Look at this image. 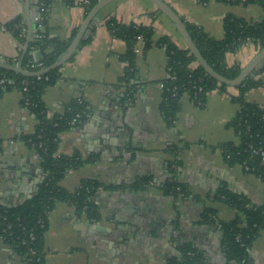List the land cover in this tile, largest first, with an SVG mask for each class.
I'll use <instances>...</instances> for the list:
<instances>
[{
    "label": "crops",
    "instance_id": "crops-1",
    "mask_svg": "<svg viewBox=\"0 0 264 264\" xmlns=\"http://www.w3.org/2000/svg\"><path fill=\"white\" fill-rule=\"evenodd\" d=\"M88 1L50 0V37L69 42L75 32L78 34L86 19L83 4ZM162 1L184 23L219 41L225 38V21L229 16L247 22H258L264 17V11L255 4ZM39 2L0 0V25L22 18L28 40V17L31 33L32 25L41 20ZM109 17L125 24L153 25L155 41L167 35L186 48L174 24L150 1L117 0L100 11L85 35V38L92 36L90 43L80 47L62 67L60 80L46 89L43 99L50 117L62 114L72 101L81 97L90 109L86 121L60 134L57 152L68 157L79 155L83 160L95 157L94 163L70 170L61 183L62 188L74 192L85 180L97 181L106 188H100L95 196L96 221L73 206L56 205L48 216L45 264H169L178 254V240L192 243L208 264H226L220 231L202 223V214L209 207L216 212L218 221L230 222L236 212L208 197L226 188L244 196L252 205H264V182L242 166L231 165L221 149L227 144H240L236 132L228 126L240 110L231 99L237 92L234 88L225 92L214 90L203 107L185 94L177 120L169 127L160 110L163 84L169 79L165 48L154 46L144 53L143 45L139 46L135 101H125L123 79L127 65L122 56L127 44L110 35L105 26ZM20 50L16 37L1 28L0 61H16ZM259 51L258 46L249 42L228 54L227 63L244 68ZM261 68L264 60L257 70ZM257 78L264 81V72ZM247 100L264 108V89L251 90ZM36 125L35 117L22 106L21 92L11 90L0 97L3 141L0 204L3 206L32 197L44 179L41 159L25 141ZM172 148L181 151L179 181L188 186L198 201L174 200L161 189L169 177V164L175 159ZM144 177H151L152 185L133 191L131 186ZM0 264H23L1 238ZM249 264H264V231L249 249Z\"/></svg>",
    "mask_w": 264,
    "mask_h": 264
},
{
    "label": "trees",
    "instance_id": "trees-1",
    "mask_svg": "<svg viewBox=\"0 0 264 264\" xmlns=\"http://www.w3.org/2000/svg\"><path fill=\"white\" fill-rule=\"evenodd\" d=\"M100 0H89L84 5L86 17ZM207 2L209 0H200ZM228 5H258L264 11V0H216ZM41 20L32 25L30 40H26V26L22 18L7 25H0L19 41L21 50L17 61L7 64L16 66L21 63L24 70L39 72L58 62L66 53L77 32L69 42L51 38L48 29V8L50 0H40ZM155 21V16H150ZM192 39L208 64L227 79H236L242 67L229 66L227 55L235 53L240 47L252 43L264 48V17L258 22H247L234 16L225 21V38L221 41L208 37L201 29L185 23ZM110 35L127 44L122 56L127 65L123 79L125 101L134 102L137 85V49L143 45L146 53L154 46L165 48L169 79L164 82L161 113L169 127H173L181 108V99L187 94L195 103L203 107L208 95L214 90L227 91L229 87L210 77L187 48L180 47L171 37L165 35L155 41L156 29L153 25L125 24L116 17L105 20ZM87 36L81 46L90 43ZM28 42L25 51L24 46ZM52 49V52L49 50ZM196 65V67L194 66ZM58 67L38 77H25L0 68V97L7 91L18 90L22 94V106L35 117L37 125L34 133L25 138L27 145L35 150L41 159L44 179L36 193L25 201L3 206L0 204V238L19 256L23 264H45V234L48 229V216L59 203L68 204L96 221L98 208L95 196L100 188H106L97 181L85 180L78 190L69 192L61 183L70 170L80 169L94 163L95 157L83 160L79 155L72 157L58 155L60 134L71 130L77 123L86 121L90 116L89 104L84 98L72 101L62 114L48 115L44 102V93L61 78ZM264 68L256 69L245 82L236 88L232 101L240 108L237 116L228 124L240 139V144L222 146V152L231 165H240L247 173L253 174L264 182V158L257 151H264V108L247 100V94L253 90L264 89V81L257 78ZM3 141L0 139V152ZM175 159L169 164V177L162 184L165 196L174 200L199 199L192 195L186 184L179 181V169L182 167L180 149L172 148ZM151 177L138 179L132 186L133 191L152 185ZM108 189V188H107ZM111 189V188H110ZM211 201H221L236 212L230 222L217 219L214 209L206 207L202 214V223L217 227L220 231L221 247L226 264H249V249L264 231V205L256 206L244 196L233 194L226 188L220 189L208 197ZM178 254L169 260V264H208L203 253L192 243L177 241Z\"/></svg>",
    "mask_w": 264,
    "mask_h": 264
},
{
    "label": "water",
    "instance_id": "water-1",
    "mask_svg": "<svg viewBox=\"0 0 264 264\" xmlns=\"http://www.w3.org/2000/svg\"><path fill=\"white\" fill-rule=\"evenodd\" d=\"M117 0H100L86 17L85 21L83 22L78 34L75 36L74 40L71 42L70 46L68 47L66 53L62 56V58L50 66L47 69H44L39 72H29L22 68L21 63H18L16 66L7 64L5 62L0 61V68L12 71L16 74L25 76V77H38L49 73L50 71L58 68L63 67L65 64L70 62V60L74 57V55L79 51L82 41L85 39V35L88 32V29L95 21L97 15L100 11L106 7L107 5L111 4L112 2ZM150 1L160 12L165 14L169 20L174 24L176 30L180 34L186 48L191 52V54L196 58L199 66L203 68V70L214 80L219 82L220 84L227 85L229 88H238L240 87L245 80L254 74L256 69L259 67L261 62L264 60V48L259 51L258 54L254 56V58L242 69L240 75L233 80L227 79L224 76L218 74L204 59L202 54L200 53L197 45L195 44L194 40L192 39L187 27L182 20V18L164 1L162 0H148ZM28 17V40H30L31 36V21ZM28 48V42L25 45L24 50L26 51ZM53 50H51L52 52Z\"/></svg>",
    "mask_w": 264,
    "mask_h": 264
},
{
    "label": "built area",
    "instance_id": "built-area-1",
    "mask_svg": "<svg viewBox=\"0 0 264 264\" xmlns=\"http://www.w3.org/2000/svg\"><path fill=\"white\" fill-rule=\"evenodd\" d=\"M140 50L137 49V53L139 52ZM17 61V60H16ZM257 153L262 156L264 158V151H257Z\"/></svg>",
    "mask_w": 264,
    "mask_h": 264
}]
</instances>
